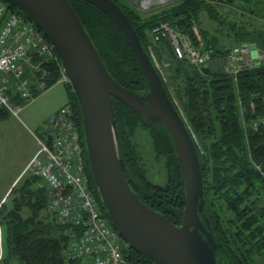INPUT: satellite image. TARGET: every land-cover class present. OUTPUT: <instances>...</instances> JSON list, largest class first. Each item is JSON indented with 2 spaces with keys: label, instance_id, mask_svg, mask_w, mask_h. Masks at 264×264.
<instances>
[{
  "label": "trees",
  "instance_id": "obj_1",
  "mask_svg": "<svg viewBox=\"0 0 264 264\" xmlns=\"http://www.w3.org/2000/svg\"><path fill=\"white\" fill-rule=\"evenodd\" d=\"M4 1L11 9L30 19L15 4L9 0ZM116 1L130 17L148 52V44H153L158 58L167 57V53H170L171 57H167L170 62H165L167 66L164 67L166 77L163 74L161 77L172 101L183 111L196 141L204 187V207L200 216L216 243L220 244L215 250L217 264H260L264 256L260 259L256 253L264 255L261 251L264 250V206L257 208L258 199L251 196L264 195V52L263 58L260 53L259 58L252 60L236 77L221 71L213 63L234 46L226 43L222 37L232 35L238 40L251 32L244 24H241V29L235 28L237 21L227 18L228 14H232L227 5L229 8H233V5L246 6L236 0H180L170 8L146 15L130 3ZM246 1L253 5V0ZM70 2L114 79L138 93L147 92L149 88L145 75L117 25L100 8L86 0ZM263 3L260 0L258 6L253 5L251 9L258 13ZM161 20L170 21L187 34H191L196 27L203 46L211 50L212 62L198 66L177 58L169 40L152 42L150 31ZM211 20L214 22L213 29H210ZM257 35L261 45L262 31ZM262 48L264 50V46ZM35 62L41 68L34 78L30 76V69H26V75L31 78L33 85L38 83L41 73L45 75V88L62 77L59 59H35ZM62 82L67 83V103L74 108L75 120L83 137L82 115L77 97L70 83ZM172 82L176 86L184 83L180 87L182 89L178 90L183 110L170 91ZM14 90L12 87L9 90L13 101L17 104L26 103ZM33 92L37 95L41 90L35 87ZM113 105L120 160L131 186L146 204L166 215L175 224H180L183 220L186 189L173 137L162 123L141 121L122 101L113 98ZM2 113L9 112L1 108ZM136 124L150 128L156 148L169 156V179L164 187L147 181L133 159L128 134ZM200 144L206 154H202ZM84 145L86 148L85 139ZM87 170L92 187L108 217L89 166ZM11 190L10 201L5 206L3 203L0 205V242H4L3 232L6 231L5 250L0 256V264H79L70 258L67 251L75 236L74 229L72 225L59 222L48 211V188L41 177L32 172L24 173ZM122 241L129 264H154L144 254Z\"/></svg>",
  "mask_w": 264,
  "mask_h": 264
},
{
  "label": "water",
  "instance_id": "obj_2",
  "mask_svg": "<svg viewBox=\"0 0 264 264\" xmlns=\"http://www.w3.org/2000/svg\"><path fill=\"white\" fill-rule=\"evenodd\" d=\"M9 1L31 19L56 51L80 106L93 180L123 240L154 264H217L215 250L220 244L200 216L204 187L196 141L128 14L116 0H86L123 33L147 80L145 93L114 79L70 0ZM113 98L127 104L141 121L162 123L173 137L186 189L180 224L146 204L126 177L118 150Z\"/></svg>",
  "mask_w": 264,
  "mask_h": 264
},
{
  "label": "built area",
  "instance_id": "obj_3",
  "mask_svg": "<svg viewBox=\"0 0 264 264\" xmlns=\"http://www.w3.org/2000/svg\"><path fill=\"white\" fill-rule=\"evenodd\" d=\"M150 33L152 42L169 40L179 59L198 66L212 62L211 50L203 46L196 27L191 34H187L170 21L161 20L152 27ZM148 49L156 67L164 75L153 44H148ZM259 56V50L253 45L239 44L213 63L221 71L236 77ZM35 59L59 58L51 42L31 19L25 18L11 9L6 1L0 0V109L18 115L22 108V104L13 101L9 93L11 87L26 103L32 102L36 96L33 88L41 91L45 89L44 74L41 73L35 85L26 75L25 66L34 76L41 68ZM60 67L62 77L59 81H68L61 63ZM40 136L37 137L40 147L25 170L39 175L47 186L48 211L59 222L72 225L75 236L67 248L70 258L79 264H129L123 252V239L103 211L92 187L87 170L89 162L85 138L82 137L70 103L49 116L48 124Z\"/></svg>",
  "mask_w": 264,
  "mask_h": 264
},
{
  "label": "rangeland",
  "instance_id": "obj_4",
  "mask_svg": "<svg viewBox=\"0 0 264 264\" xmlns=\"http://www.w3.org/2000/svg\"><path fill=\"white\" fill-rule=\"evenodd\" d=\"M123 3H130L137 11L142 14L150 15L156 14L167 8H170L175 3L180 0H120ZM242 2L246 7L242 5H233V8H229L228 11L232 14H228V19L236 20L235 28L239 27L241 29L242 25H246V29L251 30L249 34L243 35L241 39H238L232 35H227V37H222L228 44H251L259 50L261 58H263V46H264V3L263 8L258 13L251 9V6L257 7L260 0H253L250 5L246 0H236ZM264 1V0H263ZM259 8V7H258ZM213 21L210 22V29H213ZM262 31V36L260 37L261 46L257 33ZM251 34V35H250ZM155 50V49H154ZM156 57L163 69L165 75L164 67L167 66L165 62H170L167 57H171L170 53H167V57L163 56L162 59ZM27 64H24V66ZM28 67L25 66V69ZM28 71V70H27ZM30 76L34 78L33 72ZM166 77V75H165ZM10 79L14 82V78L10 75ZM167 79V78H166ZM184 83L177 85L173 82L170 84V91L172 96L181 110H183V105L180 101L178 95V90H181ZM68 99L67 83L58 81L53 85L43 89L39 94H37L32 102L22 104L18 115L13 112L0 114V205L5 206L6 203L10 201V195H8L10 189H5L6 186L10 184L12 179L17 176L25 162L29 157L40 147L37 137L42 135L44 127L48 124L49 116L55 112V108H60L65 105ZM264 99V96H263ZM66 102V103H65ZM183 112V111H182ZM6 114V115H5ZM127 129H131L127 127ZM41 137V136H40ZM128 137L131 140L132 150L134 160L140 168L142 175L145 179L153 184L164 187L168 182V161L169 156L165 152L159 151L155 146V140L153 134L147 126L143 124H136ZM200 143V142H199ZM202 147V145L200 144ZM202 154H206L204 147L201 148ZM259 168L260 166L257 165ZM260 169V168H259ZM26 171V172H25ZM19 176L14 185L21 180L24 173H31L29 170H25ZM7 192V193H6ZM252 198L258 199L257 208L264 206V195L261 194L259 197L257 195L251 196ZM5 199V200H4ZM3 201V202H2ZM3 241L0 242V256L3 252L4 245L6 243V231L3 232ZM262 252L264 250L261 249ZM256 256L261 259V253H256ZM264 259V257H263ZM260 264H264V261Z\"/></svg>",
  "mask_w": 264,
  "mask_h": 264
},
{
  "label": "crops",
  "instance_id": "obj_5",
  "mask_svg": "<svg viewBox=\"0 0 264 264\" xmlns=\"http://www.w3.org/2000/svg\"><path fill=\"white\" fill-rule=\"evenodd\" d=\"M66 102H68V99H67ZM66 102H65V103H66ZM63 105H64V104H63ZM57 109H59V108H58V107L55 108V111H56ZM36 151H37V150H36ZM36 151H35V152H36ZM35 152H34V153L29 157V159L25 162V164H24V166H23L21 172H20L17 176H15V177L12 179V181L10 182V184H9L8 186H6L5 189H12V187L14 186V183L17 181V179L19 178V176L22 174V172L25 171V168H26L27 164L29 163V161L31 160V158L33 157V155L35 154ZM6 193H7V192H6Z\"/></svg>",
  "mask_w": 264,
  "mask_h": 264
},
{
  "label": "bare ground",
  "instance_id": "obj_6",
  "mask_svg": "<svg viewBox=\"0 0 264 264\" xmlns=\"http://www.w3.org/2000/svg\"><path fill=\"white\" fill-rule=\"evenodd\" d=\"M214 52V51H213ZM263 93V92H262ZM263 97V96H262Z\"/></svg>",
  "mask_w": 264,
  "mask_h": 264
}]
</instances>
